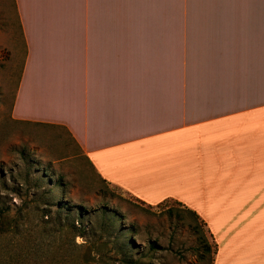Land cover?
Segmentation results:
<instances>
[{"label": "crops", "instance_id": "0c3cea01", "mask_svg": "<svg viewBox=\"0 0 264 264\" xmlns=\"http://www.w3.org/2000/svg\"><path fill=\"white\" fill-rule=\"evenodd\" d=\"M12 2L13 119L64 131L141 201L195 212L212 264H264V16L240 0Z\"/></svg>", "mask_w": 264, "mask_h": 264}, {"label": "rangeland", "instance_id": "374dc122", "mask_svg": "<svg viewBox=\"0 0 264 264\" xmlns=\"http://www.w3.org/2000/svg\"><path fill=\"white\" fill-rule=\"evenodd\" d=\"M240 11L264 16V0ZM3 29L0 264H212L215 241L185 206L138 202L96 178L64 131L13 119L24 47L12 0H0Z\"/></svg>", "mask_w": 264, "mask_h": 264}, {"label": "trees", "instance_id": "16d2710c", "mask_svg": "<svg viewBox=\"0 0 264 264\" xmlns=\"http://www.w3.org/2000/svg\"><path fill=\"white\" fill-rule=\"evenodd\" d=\"M136 198V197H135ZM136 200H138V202H141L142 204H145V202H143V201H141L140 199H138V198H136ZM169 201H172V200H166V201H164V202H162V203H159V204H157V205H163V204H165V203H167V202H169ZM174 202V204H178V205H180V206H184L182 203H180V202H177V201H173ZM176 202V203H175ZM151 206V205H150ZM194 215H195V217L196 218H198V219H200L199 218V216L195 213V212H193V211H191ZM201 220V219H200ZM201 222L203 223V221L201 220ZM205 244H206V247H208V248H210V245L207 243V242H205ZM216 250H217V245H216V243H215V250H214V252H213V254L215 255V253H216ZM213 260H214V258H213Z\"/></svg>", "mask_w": 264, "mask_h": 264}]
</instances>
